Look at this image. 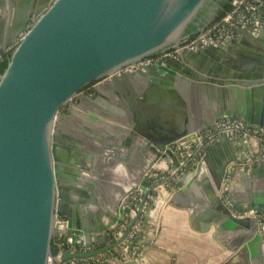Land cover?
I'll use <instances>...</instances> for the list:
<instances>
[{
  "label": "water",
  "instance_id": "water-1",
  "mask_svg": "<svg viewBox=\"0 0 264 264\" xmlns=\"http://www.w3.org/2000/svg\"><path fill=\"white\" fill-rule=\"evenodd\" d=\"M260 1L257 36L239 30L219 46L135 67L203 34L232 0H15V37L0 49L12 47L0 73V264H50L57 235L95 249L65 251L55 264H150L146 223L162 197L229 234L233 251L264 243V225L234 213L264 212V169H230L242 148L224 133L186 174L171 150L225 116L264 129V113L243 107L264 101ZM219 145L228 157L216 156ZM80 148L91 166L77 160ZM106 161L133 165L126 184L101 178ZM158 165L178 169L179 187L167 188L174 176L157 181ZM226 176L233 211L220 197Z\"/></svg>",
  "mask_w": 264,
  "mask_h": 264
},
{
  "label": "crops",
  "instance_id": "crops-1",
  "mask_svg": "<svg viewBox=\"0 0 264 264\" xmlns=\"http://www.w3.org/2000/svg\"><path fill=\"white\" fill-rule=\"evenodd\" d=\"M19 10V5L15 0H0V49H3L4 45L15 37V22L19 18L17 14ZM262 18L264 19V15ZM237 37L240 38V36ZM254 48L252 44L242 43L244 52L251 53L255 50ZM8 49H12V47ZM243 107L253 110L255 114L257 112L264 113L262 99H255L250 104L245 102ZM225 148L226 145L216 147V156L228 157L229 153ZM256 148L257 143L252 141L249 151L252 152ZM77 157V160L82 164L84 162L91 166V157L85 150L80 148ZM107 163L108 161L100 174L101 178H105L107 182L111 183L115 181L126 184L128 168L133 165L122 164L115 169L113 164L109 166ZM136 164L137 162L134 161V166ZM95 168L98 169L97 165ZM100 175L97 174V180L100 179ZM103 189L104 193L102 194L105 198L107 193L109 194L108 186L105 185ZM235 190L242 193V188L237 182ZM254 191L256 192V190ZM196 214L197 212L193 213L189 209L172 205L165 197H162L146 223L148 229L146 233L151 237L153 246V249L148 253L150 264H264V243L255 247L254 251L250 248L243 253L241 250L233 251L229 234L221 232L216 225L205 227L201 220L195 219ZM193 219H195L194 222ZM240 251L241 254H239Z\"/></svg>",
  "mask_w": 264,
  "mask_h": 264
},
{
  "label": "built area",
  "instance_id": "built-area-1",
  "mask_svg": "<svg viewBox=\"0 0 264 264\" xmlns=\"http://www.w3.org/2000/svg\"><path fill=\"white\" fill-rule=\"evenodd\" d=\"M261 4L260 0H232L231 6L214 24H212L203 34L197 35L187 42L183 43L181 48L168 51L167 53L149 58L135 67H140L144 65H151L163 60L166 57H176L180 50H193L204 48L208 44L219 46L226 43L227 41L237 38L238 31H247L253 36H257L261 30V25L259 21L258 9ZM11 53V49L0 51V58ZM134 69V67H133ZM87 92L93 91L92 88L86 90ZM224 133L226 136L238 147L242 148V156L238 158L237 161L230 164V169L238 172H250L254 168L264 169V129L255 126H248L240 118L232 117H222L214 125L208 127L201 133H194L185 138V140H180L177 143L171 145V150L175 154H179L181 158V167L183 168L182 174H186L187 170H194L199 164L201 159L208 148H210ZM255 141L257 143V148L254 151H249L251 142ZM160 171L155 175L157 181H163L169 177L174 176V180L167 184L168 189H175L179 185L178 183L180 175L177 174L178 169L172 167V165L161 166ZM229 176L224 179L220 197L223 203L230 208L232 211L234 209L231 203V195L227 191L229 185L227 183ZM142 199V193L135 194L132 197L130 207L132 208L131 217H133L139 210L140 201ZM237 217H256L264 225V212L250 210L245 213L235 212ZM63 216H58L57 222H64ZM127 224H121L119 230L120 234ZM134 238V232L128 237L129 240ZM55 243L59 246L58 254L50 260V264H55L63 252L72 251L84 253L95 249V247L87 248L85 246L71 247L67 245L63 235H57L55 238ZM81 260H73V264L79 263ZM82 262V261H81Z\"/></svg>",
  "mask_w": 264,
  "mask_h": 264
},
{
  "label": "trees",
  "instance_id": "trees-1",
  "mask_svg": "<svg viewBox=\"0 0 264 264\" xmlns=\"http://www.w3.org/2000/svg\"><path fill=\"white\" fill-rule=\"evenodd\" d=\"M229 9V7H228ZM227 9V10H228ZM10 54L4 56V60L0 62V73H4L9 63ZM54 252L56 253V248H54Z\"/></svg>",
  "mask_w": 264,
  "mask_h": 264
},
{
  "label": "bare ground",
  "instance_id": "bare-ground-1",
  "mask_svg": "<svg viewBox=\"0 0 264 264\" xmlns=\"http://www.w3.org/2000/svg\"><path fill=\"white\" fill-rule=\"evenodd\" d=\"M161 166H162V165H158L157 168H158V167H161ZM161 200H162V198H161L159 201H161Z\"/></svg>",
  "mask_w": 264,
  "mask_h": 264
},
{
  "label": "flooded vegetation",
  "instance_id": "flooded-vegetation-1",
  "mask_svg": "<svg viewBox=\"0 0 264 264\" xmlns=\"http://www.w3.org/2000/svg\"><path fill=\"white\" fill-rule=\"evenodd\" d=\"M88 93L93 94V91H89Z\"/></svg>",
  "mask_w": 264,
  "mask_h": 264
}]
</instances>
